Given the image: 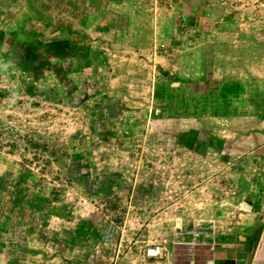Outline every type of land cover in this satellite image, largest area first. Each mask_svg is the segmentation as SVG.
<instances>
[{
  "label": "rangeland",
  "instance_id": "rangeland-1",
  "mask_svg": "<svg viewBox=\"0 0 264 264\" xmlns=\"http://www.w3.org/2000/svg\"><path fill=\"white\" fill-rule=\"evenodd\" d=\"M262 145L264 0H0V264H164Z\"/></svg>",
  "mask_w": 264,
  "mask_h": 264
},
{
  "label": "crops",
  "instance_id": "crops-1",
  "mask_svg": "<svg viewBox=\"0 0 264 264\" xmlns=\"http://www.w3.org/2000/svg\"><path fill=\"white\" fill-rule=\"evenodd\" d=\"M259 148L264 145L256 153ZM260 184L255 189L244 183L239 207L243 201L247 207L237 214L243 224L214 234H171L162 256L153 259L164 264H264V180Z\"/></svg>",
  "mask_w": 264,
  "mask_h": 264
},
{
  "label": "built area",
  "instance_id": "built-area-1",
  "mask_svg": "<svg viewBox=\"0 0 264 264\" xmlns=\"http://www.w3.org/2000/svg\"><path fill=\"white\" fill-rule=\"evenodd\" d=\"M165 250L161 246H152L146 250L148 258L161 257Z\"/></svg>",
  "mask_w": 264,
  "mask_h": 264
},
{
  "label": "water",
  "instance_id": "water-1",
  "mask_svg": "<svg viewBox=\"0 0 264 264\" xmlns=\"http://www.w3.org/2000/svg\"><path fill=\"white\" fill-rule=\"evenodd\" d=\"M246 207H247V205L244 204V203L240 205V208H242V209H244V208H246Z\"/></svg>",
  "mask_w": 264,
  "mask_h": 264
},
{
  "label": "trees",
  "instance_id": "trees-1",
  "mask_svg": "<svg viewBox=\"0 0 264 264\" xmlns=\"http://www.w3.org/2000/svg\"><path fill=\"white\" fill-rule=\"evenodd\" d=\"M24 41V40H23ZM25 41H27V40H25ZM29 44H30V41H29Z\"/></svg>",
  "mask_w": 264,
  "mask_h": 264
}]
</instances>
